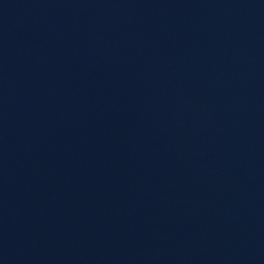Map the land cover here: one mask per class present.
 I'll list each match as a JSON object with an SVG mask.
<instances>
[{"label":"water","instance_id":"water-1","mask_svg":"<svg viewBox=\"0 0 264 264\" xmlns=\"http://www.w3.org/2000/svg\"><path fill=\"white\" fill-rule=\"evenodd\" d=\"M0 264H264V0H0Z\"/></svg>","mask_w":264,"mask_h":264}]
</instances>
